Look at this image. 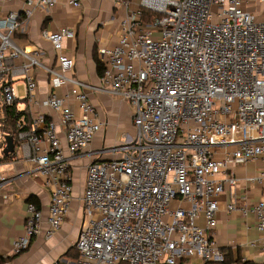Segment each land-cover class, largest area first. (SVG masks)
Here are the masks:
<instances>
[{"label":"built area","instance_id":"built-area-1","mask_svg":"<svg viewBox=\"0 0 264 264\" xmlns=\"http://www.w3.org/2000/svg\"><path fill=\"white\" fill-rule=\"evenodd\" d=\"M19 1L0 16V149L11 135L50 199L45 218L27 203L11 253L26 250L43 221L52 236L69 210L70 160L103 125L89 90L126 101L135 133L96 152L86 167L72 264L222 262L211 232L221 208L215 197L225 192V211L255 217L259 235L247 244L264 252V199L249 196L264 186V0H122L117 41L98 48L97 86L74 74L64 51L75 36L70 27L41 32L54 52L50 64L40 61L42 49L15 36L35 11L81 1ZM36 68L47 79L43 97ZM9 113L14 121L3 135ZM250 163L253 170L239 176L237 167ZM5 182L0 172V189Z\"/></svg>","mask_w":264,"mask_h":264},{"label":"crops","instance_id":"crops-1","mask_svg":"<svg viewBox=\"0 0 264 264\" xmlns=\"http://www.w3.org/2000/svg\"><path fill=\"white\" fill-rule=\"evenodd\" d=\"M80 1V7L58 1L53 7L35 11L28 21L21 24L15 36L21 45L42 49L50 64L54 60V52L41 32L54 31L61 26L70 27L75 36L65 41L64 51L74 60V74L89 85L97 86L99 74L96 57L101 61L99 54L97 55L98 48L110 47L116 43L120 33V21L126 10L122 0ZM21 5L19 0L0 2V16L11 10H18ZM36 72L40 97H43L47 87L46 75L38 68ZM88 94L89 101L99 113L103 125L86 151L70 160L72 199L69 210L60 228L50 237L45 234L48 224L43 221L40 233L32 239L26 250L17 255L11 253V247L12 242L24 232L26 205L28 202L35 204L45 218L50 189L45 186L41 177L34 174L32 164L17 155L16 151L21 152L20 149L7 155L0 149V172L6 178L0 189V256L10 257L4 264H72L77 258L75 242L83 224L81 196L86 167L91 159H96V152L122 143L135 133L131 123L132 108L126 101L95 90H89ZM61 141L64 145L62 135ZM90 152L93 154L90 155ZM103 155L110 156L106 153ZM254 166L253 163L238 166L237 174L241 176L244 172H250ZM249 194L252 201L264 199V186L251 188ZM219 196L221 208L216 213L217 226L211 234L220 250L224 255L229 253L233 260L240 258L257 263L264 262V252L259 247L247 244V241L254 240L259 235L255 229V217H242L236 211H225L224 204L231 197L228 192ZM199 223H203L202 217Z\"/></svg>","mask_w":264,"mask_h":264},{"label":"trees","instance_id":"trees-1","mask_svg":"<svg viewBox=\"0 0 264 264\" xmlns=\"http://www.w3.org/2000/svg\"><path fill=\"white\" fill-rule=\"evenodd\" d=\"M150 15L148 12L143 11V20L144 21H148L150 19ZM98 55V53H97ZM96 69L98 74L100 75L102 73L103 70V64L101 63V61L99 60L98 57H96ZM14 121V116L12 113L8 114V125L4 126L1 130L3 135L6 133L10 132V129L12 127V122ZM77 257V252L75 253V258ZM10 257H1L0 256V264H4L7 260H9ZM202 264H264V262L262 263H257L251 260H242L240 258H236L235 260H233V258L231 257V255L229 253L224 255V259L222 262H204Z\"/></svg>","mask_w":264,"mask_h":264},{"label":"water","instance_id":"water-1","mask_svg":"<svg viewBox=\"0 0 264 264\" xmlns=\"http://www.w3.org/2000/svg\"><path fill=\"white\" fill-rule=\"evenodd\" d=\"M5 147L3 148V153L4 154H10L13 153L14 151V141H13V137L11 135H5Z\"/></svg>","mask_w":264,"mask_h":264},{"label":"rangeland","instance_id":"rangeland-1","mask_svg":"<svg viewBox=\"0 0 264 264\" xmlns=\"http://www.w3.org/2000/svg\"><path fill=\"white\" fill-rule=\"evenodd\" d=\"M40 61H41L42 63H44V64H48V56H47V55H41V56H40ZM19 89H20V93H22V91H21V87H20ZM16 153H17L18 156H21V152H20L19 150H17ZM219 197H220V196H216L215 199L219 200ZM173 206H174V204H173ZM191 262H192L193 264H199V263H202V262H201L200 260H198V259H191ZM121 264H125V263H121Z\"/></svg>","mask_w":264,"mask_h":264}]
</instances>
